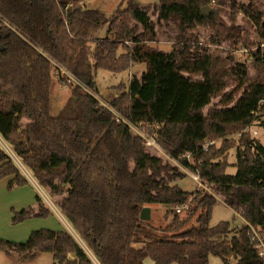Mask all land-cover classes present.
I'll list each match as a JSON object with an SVG mask.
<instances>
[{"label":"trees","instance_id":"16d2710c","mask_svg":"<svg viewBox=\"0 0 264 264\" xmlns=\"http://www.w3.org/2000/svg\"><path fill=\"white\" fill-rule=\"evenodd\" d=\"M85 1L0 0V140L56 200L81 241L65 229H39L23 243L0 239V252L20 261L49 253L53 264H143L146 258L209 264L210 256L224 264H263L245 224L232 232L231 222L212 226L210 220L223 203L264 230V145L244 133L264 99V0L230 1L228 26L214 0H158L151 12L121 0L109 17L87 9ZM205 6L214 12L204 16ZM239 12L249 28L236 23ZM172 20L179 30L172 50L149 47L144 38L154 41L155 26ZM105 26L113 39L97 37ZM200 32L217 44L254 49L252 64L195 46ZM133 63L145 71L101 105L97 71L121 74ZM54 71L69 91L57 116L51 114ZM263 116L264 110V127ZM128 124L149 135L162 127L161 145L164 129L182 126L170 155L214 195L173 185L184 173ZM233 135L238 141L227 139ZM215 139L220 146L205 151ZM235 146L237 172L230 176L227 158ZM2 179L8 189L29 184L0 143ZM155 204L172 207L166 214L172 221L163 228L140 219L141 210ZM11 212L12 225L52 214L39 195L34 206Z\"/></svg>","mask_w":264,"mask_h":264},{"label":"rangeland","instance_id":"374dc122","mask_svg":"<svg viewBox=\"0 0 264 264\" xmlns=\"http://www.w3.org/2000/svg\"><path fill=\"white\" fill-rule=\"evenodd\" d=\"M230 1H236L238 3H246L247 2V0H224L223 3H219V1L214 0V2L211 3V5L213 7H216L219 10V12H220L219 19H220V22L223 26H228L230 24V14H231V10H230V7H231L230 3L231 2ZM120 3H121V0H86L85 6L87 9L98 10V11L104 13L107 17H109L117 9V7L120 5ZM133 3L138 4L140 6H143V7H149V10L151 12L154 5L156 3H158V0H133ZM125 7H126V3L123 5V8H125ZM151 17H152V20L155 22L156 15L151 13ZM235 19H236V23L239 26L249 28V26L244 23L243 16L240 12L235 15ZM155 30H156V35L154 37L155 38L154 41H150L146 37V38H144L145 43L151 48H157L159 50L166 51V52L171 51L173 45L177 41V37H178V33H179L178 26H177L176 22L172 20V21H169L168 23H165V22L160 23L158 26H155ZM251 31H252V29H251ZM200 34L201 35L199 36L196 43H193L197 47L213 50L216 54H227L231 57H235L236 59H238L241 62H242L241 56L243 55V54L239 53V50L241 48L246 49V51L248 52L247 53L248 55H250V56L253 55L252 52L254 49H248V48L242 47V46H239V47L232 46L231 47L229 45L217 44V43H214L208 36L202 34L201 32H200ZM109 38L113 39L114 34L111 33ZM100 39H103V38H100ZM257 43L259 44L260 42L257 41ZM125 44L130 45L128 42H125ZM260 46L263 47L264 45L260 44ZM249 64L250 65L252 64L251 59L249 61ZM129 69H128V71H129ZM128 71L121 73V74H112V73L102 71V70L97 71V73L95 75V82L97 83V86H98V88H97L98 89V95H95V97L99 100L101 105L107 106L108 102L114 98V95L116 96L119 93L117 91V86H119L120 84H123V86H122L123 89H126L128 87V83L130 81V78L132 77V75H134V73L129 75ZM59 77H61V75L58 76L56 71H54L55 85H54L53 94H52V98H51V101H52V112H51V114L53 116H57L59 114L62 106L64 105L65 101L69 97L68 89L66 87L60 86V84L58 83ZM67 77L70 80L75 81L76 83L80 84L82 87H84V88L86 87V84L83 81L75 80L74 78H71L69 75H67ZM131 128L135 132L139 131V130H136V128L133 126H131ZM138 128L140 129V127H138ZM161 128L162 127L156 128V130L154 132V135L156 136V142L160 146V150L155 149L156 152L161 154L165 158H167L171 165L178 167L184 173V177L180 180L175 181L173 183V185L179 186L183 190L189 191V192L197 191V190H204V191L208 192L210 195L211 194L214 195L212 190H210V188H207L204 183L200 185L199 183L195 182L192 178V172L185 169L178 162L177 159L173 158L170 155L171 152L176 147V145L178 144V139L182 133L183 127L182 126H177V127L169 126L168 128L164 129L162 136H161L162 145L159 144V142L157 140V137H158L157 132ZM144 131L145 130L140 129V132L144 133ZM259 131L262 132L261 128H259ZM239 137H240V135H233V136L227 137V139L234 138L236 141H238ZM256 139H258L264 145V134H261ZM214 141H215L214 146L219 147L220 143H221V139H215ZM0 143L3 145V147L6 149V151L10 154V156L14 159V161L19 164L18 160L12 155V153L9 151V149L6 147V145L1 142V140H0ZM236 161H237V159H236V146H235L234 148L230 149L229 153H228L227 162H228L229 166L226 169L227 175L233 176L236 174V172H237V169L235 167ZM23 172L25 173L26 171H23ZM25 174L27 175L28 173H25ZM40 190L42 191V193H44L46 195V196L44 195L43 200H44L46 206L51 210V212L53 214V219L55 220V222L58 223L57 226H52L54 229H58V230H53V231H61V230L65 229V230L69 231L77 239L76 234L74 233V231L72 230V228L70 227V225L68 224L66 219L60 214L56 200L51 198V196L47 193L46 190H44L42 188ZM147 208L149 209V212H150V218L148 220V223L151 226H153L155 228H163L166 225L170 224V222L172 221V215H169V217L166 218V214H168V213L170 214V212L172 211L171 206L160 205V204L156 205L155 204V205H148ZM182 213H183V211L179 214L182 215ZM39 220H41L40 222L46 221L45 219H39ZM49 220H50L49 222H53L52 219H49ZM220 222H231L232 232L236 231V230H234V227H232V226L241 223L240 219L235 217L234 212L231 209H229L228 207H226L223 203H218L214 207V209L212 211L210 224L216 225ZM236 222H238V223H236ZM43 229L52 230L50 228H43ZM78 241L81 242L80 240H78ZM12 242H14V241H12ZM15 243H17V242H15ZM39 256L40 257H38L35 260L32 259L29 261H25L24 264H53V259H52L51 254L40 253ZM143 264H154V262L150 258H146L143 261ZM209 264H224V263L220 258L210 256L209 257ZM229 264H236V261L230 260Z\"/></svg>","mask_w":264,"mask_h":264},{"label":"crops","instance_id":"0c3cea01","mask_svg":"<svg viewBox=\"0 0 264 264\" xmlns=\"http://www.w3.org/2000/svg\"><path fill=\"white\" fill-rule=\"evenodd\" d=\"M110 34L111 33L108 32V27L105 26L100 30L97 37L98 38H105V37L109 38ZM143 71H145L144 64H134L133 63L131 64L128 72H129V75H131L133 73L138 74ZM96 86H97V83H96ZM26 172L29 174L27 170ZM22 173L29 181V184L23 187H15L13 189H8L7 187L8 179L0 180V239H5L11 242L14 241L17 243L25 242L28 239L30 233L34 230H39L43 228H50L52 230H58L52 227V226L58 225V223L55 222V220L53 219V214H51L48 218H46L45 219L46 221L44 222H40L41 221L39 220L40 218H33L19 225L11 224L12 209L20 211L22 209L32 207L35 204V198L37 195H39L42 199H44V195H45L40 190L41 187L35 182V180L31 177L30 174L27 176L24 172ZM49 219H52L53 222H49L50 221ZM39 255L40 254H38L34 258V260L40 257ZM24 262L25 261H20L14 255H5L0 252V264H24Z\"/></svg>","mask_w":264,"mask_h":264},{"label":"built area","instance_id":"2783aa9c","mask_svg":"<svg viewBox=\"0 0 264 264\" xmlns=\"http://www.w3.org/2000/svg\"><path fill=\"white\" fill-rule=\"evenodd\" d=\"M239 53L243 54L241 56V59H242L243 62H249L250 59L252 60V56L247 54L248 52L246 51V49L241 48L239 50ZM60 71H62V73H65L63 69H60ZM70 77L73 78L72 76H70ZM262 110H264V99H262L259 102L258 111L254 112L253 120H252L251 124L244 130V133L250 134V136L252 138H258L261 134H264V127L260 125V117H259L260 116V111H262ZM128 125H129L131 130H133L131 128V126L135 127L136 130H139L136 133L143 138L145 146L153 148V149L160 150V146L156 142V136L155 135H151L150 136L145 131H144V133L140 132V129L137 126L131 125V124H128ZM258 127L261 128L262 132L259 131ZM214 144H215V141H209L203 146V149L205 151H207L208 148L211 147V146H214ZM186 157L188 158V155H186ZM17 165L22 170V172L26 171V169L22 166V164L20 162H19V164L17 163ZM25 173H27V172H25ZM27 175H29V174H27ZM192 178H193V180L195 182L199 183L200 185L203 184L202 180L199 178V176L192 174ZM182 211H184V208H181V207L176 208V213L179 214ZM235 217L239 218L241 223L236 224V225H234L232 227H234V230H238L243 224H245V226H247L249 228V232H248L249 240L253 244L254 249H255L258 257L262 260V262L264 264V230L254 228L249 223L245 222L240 217V215H238L236 213H235ZM236 223H238V222H236Z\"/></svg>","mask_w":264,"mask_h":264},{"label":"water","instance_id":"95a60500","mask_svg":"<svg viewBox=\"0 0 264 264\" xmlns=\"http://www.w3.org/2000/svg\"><path fill=\"white\" fill-rule=\"evenodd\" d=\"M214 12V9L208 7V6H205L201 9V13L204 15V16H207L209 15L210 13ZM150 218V212H149V209L147 207H144L142 210H141V213H140V219L142 221H146L148 222Z\"/></svg>","mask_w":264,"mask_h":264}]
</instances>
